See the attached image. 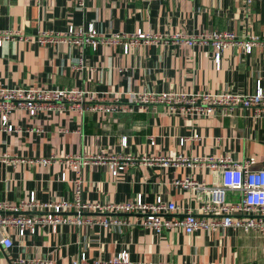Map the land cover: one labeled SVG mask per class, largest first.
I'll return each instance as SVG.
<instances>
[{
    "label": "crops",
    "instance_id": "obj_1",
    "mask_svg": "<svg viewBox=\"0 0 264 264\" xmlns=\"http://www.w3.org/2000/svg\"><path fill=\"white\" fill-rule=\"evenodd\" d=\"M84 23H93L99 36L115 32L127 36L138 29L163 36L217 29L232 30L241 39L263 38L264 0H86L85 10L74 0H0V30L22 36L0 47V83L79 88L110 102L118 92L123 105L130 90L251 93L258 84L264 87V44L254 45L251 52L243 46L226 48L216 67L211 47L164 40L137 45L128 53L120 43L96 49L67 42L37 43L44 30L63 32L69 25L78 28ZM81 56L84 68L77 70L74 65ZM9 120L18 130H0V200L12 203L28 199L31 191L41 202L71 199L75 171L61 163L66 154L114 156L120 162L134 158L116 176L110 158L83 166L85 200L125 202L141 196L151 202L160 197L191 210L207 196H197L174 181L192 175L215 184L219 171L163 165L160 158L227 155L234 160L254 157L252 169L264 164V109L217 107L209 116H187L156 105L103 114L88 109L80 113L65 104L35 116L15 110ZM194 133L198 138H192ZM183 136L187 140L181 145ZM53 157L48 163L39 161ZM227 198L235 200L238 195L229 193ZM140 217L120 213L118 218L125 223L119 226L63 224L55 232L38 229L24 237L10 228L14 245L4 248L0 243V264L19 258L72 264L82 253L88 261H106L120 251L139 264H264V231L225 228L186 234L175 228L156 234L141 226Z\"/></svg>",
    "mask_w": 264,
    "mask_h": 264
},
{
    "label": "built area",
    "instance_id": "obj_2",
    "mask_svg": "<svg viewBox=\"0 0 264 264\" xmlns=\"http://www.w3.org/2000/svg\"><path fill=\"white\" fill-rule=\"evenodd\" d=\"M78 9L85 10L86 0H74ZM18 36V37H17ZM22 36L18 31L0 30V47L4 42ZM24 38V37H23ZM25 39V38H24ZM158 40L175 45L190 47H211L213 60L219 67L221 53L231 46H243L246 52H251L252 47L264 44V37L250 36L248 39L239 38L232 30H204L191 34L173 32L163 36L136 30L126 36L124 33L115 32L108 36H99L93 23H84L78 28L69 25L63 32L42 31L37 37L40 45L64 43L85 46L96 49L99 45L122 44L123 52L128 53L132 47L140 44H151ZM74 68H84V57L78 58ZM104 94V92H103ZM127 105L121 103L120 95L116 92L110 102L104 95L79 88H43V87H9L0 83V130L15 132L18 130L9 120L15 110H23L29 116H35L41 111L51 107H63L67 104L71 109L82 113L91 110L108 114L113 111H135L149 106L163 105L171 114L187 116H209L217 107H250L264 109V87L256 86L254 92H194V91H136L127 93ZM40 131V129H36ZM192 138H198L194 133ZM124 139V138H123ZM151 139V144L154 142ZM186 137H180L179 143L184 144ZM5 155L4 157H6ZM111 159L113 163L112 174L116 176L123 171L127 162H132L133 157L127 156L125 162L118 161L119 157H93L83 154H66L61 163L65 168L75 171L72 182L71 199H61L56 202H41L36 199L35 193L30 192L28 199H22L17 203L0 200V243L4 248L12 247L13 241L8 233L13 228L18 236L24 237L27 233L33 234L38 229H49L55 232L59 225L71 224L75 226H89L96 222L103 227L119 226L125 223L118 218L120 213H136L141 217L140 224L156 234L164 230L172 231L175 228L182 229L186 234L203 230L209 233L219 229L231 228L243 231H264V164L252 169L255 163L254 157L243 160H234L227 155L185 157L179 154L174 160L160 158L163 165L169 163H181L187 167L204 166L209 170H217L220 173V181L215 184H206L196 180L192 175L176 179L174 184L185 190H191L197 196L206 195V200H201L196 210L181 206L175 202H166L156 197L154 201L147 202L141 196L132 201L125 202H100L85 200L83 193L82 170L91 160ZM53 158L39 159L48 163ZM65 179L64 173L60 176ZM229 193L238 195L235 200L227 198ZM73 211L67 215L66 211ZM42 211V212H40ZM106 215H109L107 217ZM5 264H52L46 260H27L19 258L8 261ZM72 264H139L130 259L128 252L120 251L109 260L86 259L85 253L79 260H73Z\"/></svg>",
    "mask_w": 264,
    "mask_h": 264
}]
</instances>
